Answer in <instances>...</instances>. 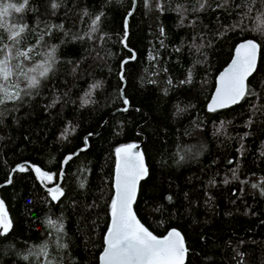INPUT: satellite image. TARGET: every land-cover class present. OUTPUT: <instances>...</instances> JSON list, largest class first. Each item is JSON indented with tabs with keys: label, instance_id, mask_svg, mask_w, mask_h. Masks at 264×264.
<instances>
[{
	"label": "trees",
	"instance_id": "1",
	"mask_svg": "<svg viewBox=\"0 0 264 264\" xmlns=\"http://www.w3.org/2000/svg\"><path fill=\"white\" fill-rule=\"evenodd\" d=\"M133 7L28 0L5 18L6 28L28 26L17 45L33 49L25 70L44 62L50 70L36 88L19 78L21 98L0 104V201L11 221L0 232V264H98L116 149L141 142L148 176L133 207L145 227L159 237L179 230L185 264H264V0H135L129 16ZM247 39L260 56L246 95L208 112L216 76ZM99 131L67 163L63 195L52 200L32 167L56 185L65 156ZM21 163L31 167L4 186Z\"/></svg>",
	"mask_w": 264,
	"mask_h": 264
},
{
	"label": "snow or ice",
	"instance_id": "2",
	"mask_svg": "<svg viewBox=\"0 0 264 264\" xmlns=\"http://www.w3.org/2000/svg\"><path fill=\"white\" fill-rule=\"evenodd\" d=\"M27 3L28 0H23L19 5L0 0V29L7 31L9 33L7 39L12 41V44L4 43V36L0 34V104L21 98L19 78L28 81L27 88H36L40 84L38 77L46 76L50 70V64L44 62L26 71L24 61L32 59L29 53L33 49L22 50L17 45L20 44L28 26L13 22L10 27H5V18L10 17L13 11L21 13ZM99 20L100 16H97L93 23L96 24ZM260 25L259 30L264 32V15L261 17ZM92 30L96 31L95 28ZM55 47L52 46L48 53L49 60L55 58ZM259 49L260 45L253 40L243 42L237 47L235 59L220 77V87L209 106L210 111H215L216 107H227L238 103L244 98L248 91L246 81L255 69ZM132 58L134 59V55ZM28 73L35 74L29 76ZM12 88L17 90L13 92L10 90ZM25 94L31 93L25 92ZM124 103H128L127 99ZM124 110L127 111L126 108ZM133 147L135 146L128 145L117 149V154H122L121 163L117 167L116 193L111 203V227L106 234L102 262L103 264H184L187 249L181 233L172 229L167 236L158 237L137 219L133 211L132 205L136 200L139 181L147 175L143 155L141 153L132 155ZM68 159H71V156ZM25 170V166L19 167V171ZM35 171L41 178L53 180V174L44 172L39 167L35 168ZM8 182L11 183V179ZM48 191L52 200H58L63 195V190L59 186ZM10 227L11 221L7 217L3 201H0V229L6 234Z\"/></svg>",
	"mask_w": 264,
	"mask_h": 264
},
{
	"label": "water",
	"instance_id": "3",
	"mask_svg": "<svg viewBox=\"0 0 264 264\" xmlns=\"http://www.w3.org/2000/svg\"><path fill=\"white\" fill-rule=\"evenodd\" d=\"M134 10H135V0H134V7H133V10H132L131 13L129 14V16L133 13ZM129 16H127V17L125 18V21H124L125 39H124L123 44L126 43L125 40H126V38H127V36H128L127 22H128V17H129ZM248 40H253V39H247V40L241 41V42H239V43L236 44V46L234 47L233 54H232V57H231L230 61L228 62V64H227V65H226V66H225V67H224V68L218 73V75L216 76V79H215V87H214V90H213V92H212V94H211V97H210V99H209V101H208V103H207V106H206V109H207L208 112H214V111H210V110H209V106H210L212 100L215 98V94H216L218 88L220 87V77H221V75L224 74L225 71L231 66L232 61L235 59V54H236V49H237V47H238L241 43L246 42V41H248ZM253 41H255V40H253ZM255 42L258 44L257 41H255ZM259 56H260V49H259L258 54H257V60H256L255 69H254V71L248 76L247 81H246V84H247V82H248V79H249V78L255 73V71H256V69H257L258 61H259ZM125 61L128 62V61H130V60H125ZM125 61L122 63V66H121V74H120V77H121L123 83H124V80H123V70H124V64L126 63ZM121 94H122V97H123V91H121ZM124 100H125V99H124ZM241 101H242V99H241L238 103L230 104V105L227 106V107H216V110H215V111L228 109V108H230V107H232V106H235V105L239 104ZM124 104H125V103H124ZM125 108L128 109V103L125 104ZM121 111H122V112H125L124 109H122ZM100 132H101V131L97 132V134H95V135H88V136H86L85 139H84V144H85L84 147L78 149V150L75 151L73 154H68L67 156H65V158L63 159L62 164H61V170H60V173H59L58 183H57L56 185H54V186H52V187H48V186H46V185L42 182V180L40 179V177L38 176L37 172L35 171V168L32 167V171H33V173H34L36 179L38 180V182L41 184V186H42L47 192H49L48 190H49L50 188H55V187H57V186L60 187V185H61V183H62V176H63V173H64V170H65V167H66L67 163H68L71 159H73L74 157H76V156L78 155L79 152H83V151L87 150V149H88V141H87L88 138H90V139L95 138ZM128 145H134V146H135V147H133V148L131 149V154H132V155H135L136 153H141V154L143 155V162H144V165H145L146 168H147V165H146V162H145V156H144L143 151H142V145H143V142H141V143L125 144V145H122V146H120V147H118V148H124L125 146H128ZM118 148H117V149H118ZM117 149H116V152H115V155H116V161H115V164H114V171H113V189H114V198H115V193H116V175H117V167H118V165L121 163V155H122V154H121V155H118V154H117ZM69 156H71V159H68ZM21 165H23V166H30V167H31V165H30L29 163H21V164L16 165V166L14 167V169L12 170V172H11V174H10V176H9V179H12V175H13V173H14L15 171L19 170V167H20ZM147 176H148V168H147V175L139 181L138 189H137V194H136V199H137V196H138L140 183H141V181H142L143 179H145ZM9 184H10V183L7 182L6 184H4V186H7V185H9ZM135 201H136V200H135ZM132 207H133V205H132ZM133 211L135 212L134 207H133ZM7 217H8V215H7ZM136 217H137V215H136ZM8 219H9V217H8ZM137 219H138V217H137ZM111 220H112V216H111V210H110V222H109V227H108V229H107V231H106V233H105L104 239H103V249H102V251H101V253H100V255H99V258H98V264H103L101 257H102V255H103V252H104L105 247H106V243H105V240H106V234H107L109 228L111 227ZM138 220H139V219H138ZM144 226H145V225H144ZM146 228H147V227H146ZM148 230H149V229H148ZM171 230H172V229H170V230L166 233V235H164V236H167L168 233H169ZM175 230H177V229H175ZM149 231H150V230H149ZM177 231H179V230H177ZM0 232H3V230L0 229ZM179 232H180V231H179ZM180 233H181V232H180ZM154 235H155V234H154ZM181 235H182V233H181ZM164 236H163V237H164ZM158 237H159V236H158ZM182 237H183V235H182ZM183 242H184V245H185V247H186V243H185V239H184V237H183ZM186 249H187V247H186ZM186 259H187V251H186V255H185L184 264H185V262H186Z\"/></svg>",
	"mask_w": 264,
	"mask_h": 264
},
{
	"label": "rangeland",
	"instance_id": "4",
	"mask_svg": "<svg viewBox=\"0 0 264 264\" xmlns=\"http://www.w3.org/2000/svg\"><path fill=\"white\" fill-rule=\"evenodd\" d=\"M11 91H13V92H15L17 89H15V88H12V89H10Z\"/></svg>",
	"mask_w": 264,
	"mask_h": 264
}]
</instances>
